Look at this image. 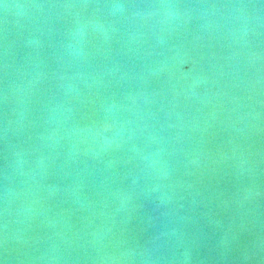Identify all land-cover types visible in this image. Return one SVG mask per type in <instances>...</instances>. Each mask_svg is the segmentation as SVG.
<instances>
[{
	"label": "water",
	"instance_id": "obj_1",
	"mask_svg": "<svg viewBox=\"0 0 264 264\" xmlns=\"http://www.w3.org/2000/svg\"><path fill=\"white\" fill-rule=\"evenodd\" d=\"M0 264H264V0H0Z\"/></svg>",
	"mask_w": 264,
	"mask_h": 264
}]
</instances>
